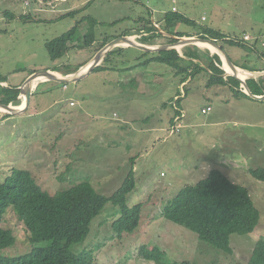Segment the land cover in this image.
<instances>
[{
    "label": "rangeland",
    "instance_id": "1",
    "mask_svg": "<svg viewBox=\"0 0 264 264\" xmlns=\"http://www.w3.org/2000/svg\"><path fill=\"white\" fill-rule=\"evenodd\" d=\"M170 11L193 23L177 20L167 27L164 16ZM153 21L172 34H198L206 27L235 40L246 34L251 38L245 42H255L257 56L264 52V0H0V79L6 80L0 86L20 87L31 71L48 67L73 71L102 42L138 33L141 24L155 30ZM75 25L78 31L67 54L52 60L46 42ZM159 33L145 41H162L165 37ZM86 38L93 43L87 45ZM227 38L218 43L230 58L235 59L232 49L241 54L252 51L247 44L231 47ZM118 52L111 56L116 72H91L67 84L39 82L25 112L12 115L0 110L1 180L13 168L26 169L52 194L88 180L109 196L133 169L136 188L127 204L143 205L138 228L118 235L113 222L120 207L108 202L91 221L87 236L71 244V251H90L96 264H155L142 256L141 249L156 245L170 260L247 264L255 242L264 237V178L251 173L264 169V101L232 100L228 105L213 96L214 109L202 113L210 92L204 71H187L186 76L165 63L140 65L134 47L128 51L129 60L121 63ZM259 61L246 59V65ZM139 76L140 85L134 81ZM181 79L189 80L182 85ZM19 99L17 108L25 102L21 94ZM175 112L183 113L182 126L171 134ZM215 169L245 186L261 213L253 232L232 235L231 254L162 215L164 205L182 188ZM2 226L13 231L16 243L0 253L18 256L31 250L30 233L13 206L6 209Z\"/></svg>",
    "mask_w": 264,
    "mask_h": 264
},
{
    "label": "trees",
    "instance_id": "2",
    "mask_svg": "<svg viewBox=\"0 0 264 264\" xmlns=\"http://www.w3.org/2000/svg\"><path fill=\"white\" fill-rule=\"evenodd\" d=\"M6 15L14 16L7 11ZM164 17L167 27L177 20L193 23V20L177 11L167 12ZM167 27L165 30L171 33ZM77 31L78 25H75L67 32L46 42L52 60L55 61L67 54L70 48L69 44L74 40ZM173 35L194 36L181 33ZM198 37L216 40L227 38L221 31L209 27L202 29L198 33ZM108 41L106 40L95 47V52ZM176 41V38H171L168 43ZM226 41L230 45L246 46L244 40L227 38ZM85 43L88 45L93 41L86 38ZM116 49L108 52L102 63L96 66L92 72L115 69V66L105 63L110 62V56ZM150 54L152 53L142 52L144 57ZM183 54L187 58L182 57L176 49L162 50L139 64H149L152 61L165 63L172 66L177 74L185 71L194 73L209 70L211 71L210 78L206 82L208 86L229 85L234 96H246L253 100L240 89V84L235 77L227 76L225 79L221 76L225 71L220 67L222 61L217 53H214L209 59H204L199 53L197 45L188 44L184 46ZM261 56L264 59V52L261 53ZM201 62L205 65L202 66ZM246 69L262 70L251 69L247 66ZM52 70L59 72L58 67H54ZM32 72L34 71L29 74ZM4 81L6 80L0 79V82ZM245 82L255 95L264 94V75L247 78ZM20 93L19 86L11 89H4L0 86V102L19 105L21 102ZM251 173L256 177L264 178V169H254L251 170ZM135 188L136 179L134 171L131 169L121 186L109 196L99 193L88 180L75 183L52 194L37 183L29 170L13 168L4 180L0 178V251L16 243L13 231L2 226L4 213L9 206L15 208L18 217L29 231L32 248L29 252L18 256L0 253V264H96L95 257L90 251L74 253L70 250L71 244L80 242L87 236L91 221L108 202L120 207V216L113 222V228L117 234L134 232L140 224L143 206L142 203L133 207L127 204L128 195ZM162 215L193 231L200 240L206 241L228 254L233 252L232 235H247L253 232L261 219L260 210L251 198L249 190L245 186L231 181L219 169L210 171L206 177L194 185L182 188L173 199L164 205ZM141 254L155 264H191L189 261H176L172 258L170 260L167 252L156 245L150 250L143 247ZM247 264H264V237H260L255 242Z\"/></svg>",
    "mask_w": 264,
    "mask_h": 264
},
{
    "label": "crops",
    "instance_id": "3",
    "mask_svg": "<svg viewBox=\"0 0 264 264\" xmlns=\"http://www.w3.org/2000/svg\"><path fill=\"white\" fill-rule=\"evenodd\" d=\"M161 24V22H158V21H153V24H152V26L155 28V30H153L149 25H145V24H141V25H143V26H141V28H139L138 27V33L137 32H134V33H132L131 35H127V36H130V38L132 39V40H134V41H136V42H138V43H142V44H147V45H164V44H168V42H169V40L171 39V38H178V37H180V36H178V35H173V34H171V33H168L166 30H165V27L163 28V26H161L160 25ZM157 30H159L160 32H162V33H159V34H162V36H164L165 38H162L163 40L161 41H156V42H147V41H145L147 38H153V35H155V34H157ZM127 34V33H126ZM185 35H194V36H198V34H193V33H184ZM183 37H188V36H183ZM115 38V37H114ZM114 38H112V39H114ZM155 38V37H154ZM111 39V40H112ZM111 40H109L108 42H110ZM245 44H247L248 46H249V50H252L251 52H245L244 54H241V53H238L237 51H235V50H231V52L234 54V57H235V59H232L231 58V61H232V63L235 65V67L236 68H238V71H240L239 73L240 74H242V73H244V76L242 75V78L243 79H247V78H257V76L259 77V76H261V75H264V74H262L261 72H263L264 71V59L260 56H257V53H258V51H256V50H258L257 49V46H255V42H251V43H246V42H244ZM95 44H97V43H95ZM93 45V46H96V45ZM191 45H193V44H191ZM194 45H197L198 47H199V53L202 55V57L204 58V59H209V58H211L212 56H213V54L214 53H217V52H213L212 50H210L209 48H207V47H205V46H202V45H200L199 43L198 44H194ZM185 46V45H184ZM184 46H182V47H180L179 48V54L182 56V57H184V58H187L186 56H184V54H183V48H184ZM231 47H235V46H233V45H230ZM131 47H133V46H128V45H119V46H116V47H114V48H117L116 49V51H119L118 53H119V56H120V58L122 59L121 60V63H123L124 62V60L123 59H127V60H129V58H128V51L131 49ZM94 48V47H93ZM113 48V49H114ZM122 48V49H121ZM135 48V47H134ZM112 49V50H113ZM136 49V51H138L139 52V54H137L136 55V57H135V59H136V61H137V63L139 64L140 62H142V61H144V60H146V59H148V58H150L155 52H153L152 54H150V55H147V56H142V52H143V50H140V49H138V48H135ZM193 50H194V48H192ZM222 49L224 50V47H222ZM208 50H209V52H208ZM253 50H255V51H253ZM111 51V50H110ZM109 51V52H110ZM145 52V51H144ZM151 53V52H150ZM156 53H158V52H156ZM95 54H96V52H95ZM94 54V55H95ZM218 54V53H217ZM251 54H253V56L251 57ZM93 55V56H94ZM107 55V54H106ZM219 56H220V58H221V61H222V65L220 66L221 68H223L224 69V71H225V73L224 74H222L221 76L223 77V78H227V76H233V75H227L226 74V71H228V69L226 68V63L224 62V60H223V58L221 57V55L220 54H218ZM228 55V54H227ZM93 56L91 57V58H89L86 62H84V63H80L79 64V68L77 67V69H80V68H82L83 66H86L87 64H89V62H90V60L93 58ZM229 56V55H228ZM230 57V56H229ZM105 58V57H104ZM262 58V59H261ZM246 59L249 61V60H260L259 61V63L258 64H252L251 66H249V65H246ZM104 60V59H103ZM102 60V61H103ZM195 61H198V59H195ZM237 61H239L240 63H238ZM102 63V62H101ZM106 65L107 64H109L110 66H113V63H112V59H111V56H110V62H108V63H105ZM201 64H202V66H204L205 64L203 63V62H201ZM140 65H143V64H140ZM66 66H68V65H66ZM246 66L248 67V68H251V69H262V70H259V71H251V70H247L246 69ZM261 66V67H260ZM118 67V66H117ZM67 68H70L69 66L67 67ZM47 69H51L52 70V68L51 67H48ZM77 69H75V70H73V71H70V73H62L61 71H54L55 73H58L59 75H62V76H64V75H66V74H71V73H73V72H76V70ZM114 70V72H116V71H118V69H113ZM243 70V71H242ZM53 71V70H52ZM79 71V70H78ZM107 71H110V69H108V70H102V71H99V72H107ZM201 71H204L206 74H207V77H208V79L210 78V72L211 71H209V70H201ZM197 72H200V71H197ZM229 72V71H228ZM242 72V73H241ZM91 73V72H90ZM89 73V74H90ZM185 73H187L186 71L184 72V75H186L187 76V74H185ZM230 74H233V72H229ZM258 73H261V74H258ZM88 74V75H89ZM256 74V75H255ZM88 75H86V77L88 76ZM139 75H141L140 73H139ZM144 75V74H143ZM183 76V75H182ZM190 76H191V74H190ZM86 77H84V78H86ZM188 77H189V75H188ZM233 77H235V76H233ZM141 77L139 76V78H136V80H134V81H136V83H138L139 85H140V83H142L143 82V80L141 81V79H140ZM186 78V77H185ZM192 78V77H191ZM236 78V77H235ZM208 79H207V81L206 82H208ZM237 80H238V82H239V79L238 78H236ZM189 79H187V81H188ZM187 81H185V79H181V84L182 85H184L185 84V82H187ZM206 82L204 83L205 84V86L210 90V92H209V94H208V99H207V101L203 104V107H205V106H207V105H210V106H212L213 108L212 109H214V104H213V101H212V97L213 96H215V98L214 99H218V100H221V101H224V100H226L227 102H228V105H229V102H231L232 100L233 101H238L240 104H246V100H249L250 98H248V97H246V96H234V94H233V92L231 91V89H230V86L229 85H221V84H215V85H212V86H208V84H206ZM42 83V82H41ZM23 84V83H22ZM239 84H240V82H239ZM40 86V84H38V86L36 87V91L38 90V87ZM240 89L242 90V91H244L245 92V89L242 87V85L240 84ZM246 93V92H245ZM179 95H176L175 97H178ZM251 97V96H250ZM251 98H253V97H251ZM178 100L179 99H177V102H178ZM252 100V99H251ZM253 100L254 101H257V102H259L260 100H256V99H254L253 98ZM261 102H263V101H261ZM178 105L177 104H175V111H176V107H177ZM182 106V105H181ZM202 107V108H203ZM171 118H172V115H171Z\"/></svg>",
    "mask_w": 264,
    "mask_h": 264
},
{
    "label": "water",
    "instance_id": "4",
    "mask_svg": "<svg viewBox=\"0 0 264 264\" xmlns=\"http://www.w3.org/2000/svg\"><path fill=\"white\" fill-rule=\"evenodd\" d=\"M197 41L208 42L210 44L217 46L218 48L223 47L222 45H220L217 41H215L213 39L201 38V37H196V36L178 37L176 42L168 43V44H164V45H155V46L138 43L134 40H131L130 36H127V35L118 36V37L112 39L107 44H105L102 48H100L96 52V54L93 56V58L89 62V67L85 71L82 70V68L84 67L83 66L82 68L79 69V71L77 70L76 72H73L71 74H67L64 76L56 75L55 72L52 71L51 69H41V70H37V71L32 72L25 79L23 84L20 86L21 95H23L24 98L26 99V106L24 108H17V106L12 105V103L4 104V103L0 102V108H3L6 110V112H3V113H9L12 115L25 112L31 105L33 91L36 88V86L39 84V82L47 81V80H55V81H58V82H61L64 84L73 83L76 81L79 82V80L83 79L84 77H86V75H88L90 72H92L93 69L102 62V60L104 59L106 54L116 46L128 45V46H133L135 48L143 50L145 52H151V53L155 52L156 53V52H160L162 50H169V49H176L179 51L180 47L187 45V44H197ZM226 61L230 66L235 67V65L232 63L230 57L226 58ZM261 73L264 74V71ZM261 73H258V74H261ZM226 74L227 75H233L236 78H238L240 84L242 85V87L245 89V92L249 96L253 97L256 100L264 101V94L263 95H255L250 90L248 84H246L245 79H242L235 74H230L228 71H226ZM41 76H43L44 78H42ZM34 81H36L35 85L33 84Z\"/></svg>",
    "mask_w": 264,
    "mask_h": 264
},
{
    "label": "bare ground",
    "instance_id": "5",
    "mask_svg": "<svg viewBox=\"0 0 264 264\" xmlns=\"http://www.w3.org/2000/svg\"><path fill=\"white\" fill-rule=\"evenodd\" d=\"M131 39V38H130ZM132 40V39H131ZM200 44V45H202V46H205V47H207V48H209L210 50H212L213 52H217L218 54H220L221 55V57L224 59V62L226 63V68L228 69V71L229 72H233V74H235V75H237L238 77H240V78H242V75L244 76V73H242V74H240L239 72L240 71H238V68H235V67H232V66H230L228 63H227V61H226V58H229V56L227 55V53L221 48V47H217V46H215V45H213V44H210V43H208V42H203V41H197V44ZM226 57V58H225ZM89 67V64H87L86 66H84L83 68H82V70H87V68ZM243 71V70H242ZM56 74V73H55ZM57 75V74H56ZM42 78H44L43 76H41ZM243 79V78H242ZM34 83H36L35 81L33 82V84ZM26 106V99H25V102H24V105L21 107V108H24ZM0 110L1 111H3V112H6V110L5 109H3V108H0Z\"/></svg>",
    "mask_w": 264,
    "mask_h": 264
},
{
    "label": "built area",
    "instance_id": "6",
    "mask_svg": "<svg viewBox=\"0 0 264 264\" xmlns=\"http://www.w3.org/2000/svg\"><path fill=\"white\" fill-rule=\"evenodd\" d=\"M172 1L175 2V0H172ZM172 9L176 10L174 6L172 7ZM244 38L250 39V36L245 35ZM211 110H212V106L207 105V106L202 108L201 112L207 113L208 111H211ZM182 118H183V113H181V112L176 113V115L174 116V119H173L174 124H172V126H171V134H175V133L180 132V129L182 126V123H181Z\"/></svg>",
    "mask_w": 264,
    "mask_h": 264
},
{
    "label": "clouds",
    "instance_id": "7",
    "mask_svg": "<svg viewBox=\"0 0 264 264\" xmlns=\"http://www.w3.org/2000/svg\"><path fill=\"white\" fill-rule=\"evenodd\" d=\"M245 35H246V34H245ZM245 35H244V36H245ZM121 36H122V35H121ZM244 36H243V40H244L243 42H245L246 40H249V39H245ZM117 37H118V36H117ZM180 37H183V36H180ZM197 37H198V36H197ZM115 38H116V37H115ZM250 38H251V37H250ZM176 39H177V38H176ZM210 39H212V38H210ZM213 40H215V41L218 42V40H216V39H213ZM107 43H108V42H107ZM107 43H106V44H107ZM187 45H188V44H187ZM111 50H112V49H111ZM96 52H97V51H96ZM261 57H262V56H261ZM100 64H101V63H100ZM53 71H54V70H53ZM29 75H30V74H29ZM29 75H28V76H29ZM66 75H67V74H66ZM246 80H247V79H246ZM42 82H43V81H42ZM40 83H41V82H40ZM40 83H39V84H40ZM20 94H21V93H20ZM22 96H23V95H22ZM23 97H24V96H23ZM12 104H13V103H12ZM19 105H20V104H19ZM16 106H17V105H16ZM212 108H213V107H212ZM176 113H177V112H175L174 115H175ZM171 126H172V125H171ZM180 130H181V129H180ZM175 134H176V133H175Z\"/></svg>",
    "mask_w": 264,
    "mask_h": 264
}]
</instances>
